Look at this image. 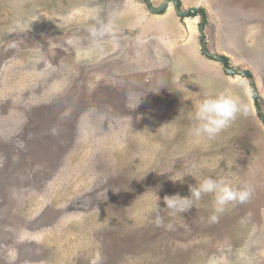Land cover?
I'll use <instances>...</instances> for the list:
<instances>
[{
	"label": "rangeland",
	"instance_id": "374dc122",
	"mask_svg": "<svg viewBox=\"0 0 264 264\" xmlns=\"http://www.w3.org/2000/svg\"><path fill=\"white\" fill-rule=\"evenodd\" d=\"M180 5L204 13L0 0V264H264V121L250 81L207 56L199 31L204 18L208 50L252 73L264 113V0ZM220 92L249 114L194 137L191 110ZM206 177L253 196L215 223L211 194L162 209Z\"/></svg>",
	"mask_w": 264,
	"mask_h": 264
},
{
	"label": "clouds",
	"instance_id": "9594fccd",
	"mask_svg": "<svg viewBox=\"0 0 264 264\" xmlns=\"http://www.w3.org/2000/svg\"><path fill=\"white\" fill-rule=\"evenodd\" d=\"M106 31H109V26H102L99 32L96 29H92V35L94 38L102 37ZM139 102L140 97L138 98ZM248 114L249 108L240 96L230 92L206 95L191 110L190 118L194 122L190 129L191 135L212 140L229 127L238 115L247 116ZM181 179L183 180V177ZM189 191L190 196L188 197H181L179 194L165 196L164 204L166 207L162 209L168 210L170 214L185 213L194 206L195 202L200 201L203 196L211 194L214 197V201L213 213L209 219L215 223L219 219V214H222L228 205L247 203L253 196L254 188L247 183L239 187H233L224 178L206 177L195 186L189 185ZM160 209L157 206L155 215L156 226L172 230L173 225L171 223L165 224L163 217L159 215Z\"/></svg>",
	"mask_w": 264,
	"mask_h": 264
},
{
	"label": "water",
	"instance_id": "95a60500",
	"mask_svg": "<svg viewBox=\"0 0 264 264\" xmlns=\"http://www.w3.org/2000/svg\"><path fill=\"white\" fill-rule=\"evenodd\" d=\"M145 1L147 2L150 10L153 13H157V14L162 13V11L166 8V5L168 4V2H170V0H164L163 3L161 4V6L158 9H155V7L152 3V0H145ZM171 1L174 3L178 14L183 16V17L189 16V14L191 12H194V13L195 12L196 13L202 12L200 8L194 7V6L190 7L187 11H182V9L180 7L179 0H171ZM199 31H200V37H201V40L203 43V51L207 56L214 58V59H217L221 63L223 69L228 74H232V75L233 74H240V75H243L244 77H246L248 79V81H250V85L252 87V92H253L254 104L256 106L257 111L259 112V115L261 116L262 120L264 121V113H263V110L261 109L260 103H259L258 87H257L256 81L254 80V78L252 76V73L248 69H245V68L237 69L236 67L232 66L231 64H228V60L225 56H223L221 54L218 55V54L213 53L212 51L208 50L207 44H206L207 39H206V33H205L204 18L200 24Z\"/></svg>",
	"mask_w": 264,
	"mask_h": 264
},
{
	"label": "trees",
	"instance_id": "16d2710c",
	"mask_svg": "<svg viewBox=\"0 0 264 264\" xmlns=\"http://www.w3.org/2000/svg\"><path fill=\"white\" fill-rule=\"evenodd\" d=\"M204 13V12H203Z\"/></svg>",
	"mask_w": 264,
	"mask_h": 264
}]
</instances>
